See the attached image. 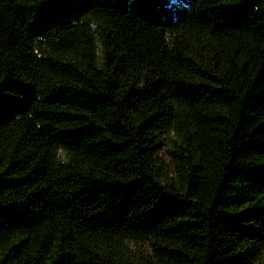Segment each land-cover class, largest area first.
Wrapping results in <instances>:
<instances>
[{"label":"trees","instance_id":"16d2710c","mask_svg":"<svg viewBox=\"0 0 264 264\" xmlns=\"http://www.w3.org/2000/svg\"><path fill=\"white\" fill-rule=\"evenodd\" d=\"M183 6L0 0V264H264V0Z\"/></svg>","mask_w":264,"mask_h":264},{"label":"clouds","instance_id":"9594fccd","mask_svg":"<svg viewBox=\"0 0 264 264\" xmlns=\"http://www.w3.org/2000/svg\"><path fill=\"white\" fill-rule=\"evenodd\" d=\"M132 2H133V0H128V3H129V4H131ZM143 2H144L145 4L153 3V2L159 4V3H161V0H143ZM183 4H184V6L178 8V12H177V14H176L175 16L172 17L173 22H176V21L179 20V14H180L181 12H187V11L190 10V7H191V0H183ZM42 35H43V34H40V35H37V36H38V37H42ZM64 162L67 163V161H64Z\"/></svg>","mask_w":264,"mask_h":264}]
</instances>
